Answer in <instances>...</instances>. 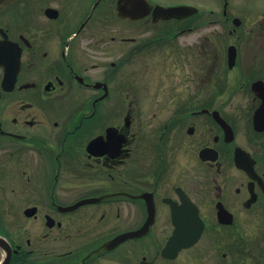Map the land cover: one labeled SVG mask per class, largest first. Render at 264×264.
Returning <instances> with one entry per match:
<instances>
[{
  "label": "flooded vegetation",
  "instance_id": "af4514ba",
  "mask_svg": "<svg viewBox=\"0 0 264 264\" xmlns=\"http://www.w3.org/2000/svg\"><path fill=\"white\" fill-rule=\"evenodd\" d=\"M120 2L0 0V264H264V33Z\"/></svg>",
  "mask_w": 264,
  "mask_h": 264
},
{
  "label": "rangeland",
  "instance_id": "374dc122",
  "mask_svg": "<svg viewBox=\"0 0 264 264\" xmlns=\"http://www.w3.org/2000/svg\"><path fill=\"white\" fill-rule=\"evenodd\" d=\"M162 2L173 1V0H159ZM179 1V0H174ZM185 2H189L190 4L200 6V8L205 9L207 18H218L220 16V12L222 9V5L227 3V12L230 16L237 15L242 24L238 29L239 34H252L250 38L245 40L242 47L244 51H249L250 53L253 51H258V41L254 42L252 39L255 36H258V33H264L263 28L260 26L259 21L264 20V0H182ZM214 9V13H209L207 10ZM226 30L222 33L227 35V30L232 26L231 22H227ZM249 26L253 27L254 31L249 32ZM258 38V37H257ZM231 38H227L230 41ZM220 41V40H219ZM221 41H226L221 36ZM222 42V43H223ZM257 44V45H256ZM263 46V47H262ZM260 47V50L264 49V44ZM4 194V193H3ZM255 255H251L252 260L256 259ZM252 264H257L255 261H252Z\"/></svg>",
  "mask_w": 264,
  "mask_h": 264
},
{
  "label": "water",
  "instance_id": "95a60500",
  "mask_svg": "<svg viewBox=\"0 0 264 264\" xmlns=\"http://www.w3.org/2000/svg\"><path fill=\"white\" fill-rule=\"evenodd\" d=\"M195 8L192 6H173V7H167V8H158V16L162 17H182L187 15L188 13L192 12ZM235 56V48L233 45L229 46L228 48V58L229 63L231 65L232 61H234Z\"/></svg>",
  "mask_w": 264,
  "mask_h": 264
}]
</instances>
